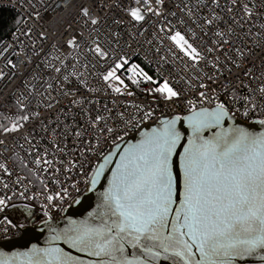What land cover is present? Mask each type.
I'll list each match as a JSON object with an SVG mask.
<instances>
[{
    "label": "snow or ice",
    "instance_id": "obj_1",
    "mask_svg": "<svg viewBox=\"0 0 264 264\" xmlns=\"http://www.w3.org/2000/svg\"><path fill=\"white\" fill-rule=\"evenodd\" d=\"M227 2L231 6L225 9L220 0H211L214 9H220L223 15L210 9L209 15L201 18L203 24L212 30L215 39L202 41L198 46L196 41L201 40V37L192 29L183 28V19L178 22L180 28L170 25L167 33L166 38L172 46L169 52H173L174 48L176 53L187 58L185 69L192 67L199 72V66L203 64L210 65L214 70L211 75L193 76L191 79L198 81L195 85L184 81L188 89L196 91L199 97V101H183L187 115L162 119L158 127L140 133L141 139L137 144L124 150L120 163L108 179L107 187L86 218L70 219L63 228L57 227L52 222L50 210H63L65 200L77 204L81 201L78 197H72L69 189L63 186L55 196L46 195L47 205H41L43 216L47 218L42 221L48 231L45 247L33 244L24 252L11 255L0 252V264H84V261L56 246L58 242L96 257V264H159L161 260H167L170 264H238L249 257L264 264V131H250L246 125L239 123L225 127L228 121H247L256 114L262 118L255 122L264 128V110L257 113L255 99L258 93L264 102V22L259 25L256 23L258 16H264V0L251 5L248 0ZM154 3L155 8L150 0H135L139 6L120 0L115 7L126 12L129 23L143 28L149 22L147 13L156 17L164 16V0H154ZM94 5L98 13L105 8L102 0H94ZM237 10L241 13L239 16ZM92 12V7L81 5L77 15L84 19L85 26L98 28L101 17ZM170 14L176 15L175 12ZM187 15L192 24L200 28L202 36L207 37L208 31L192 20L191 10ZM36 16L39 18L40 13L37 12ZM104 20L106 22L107 17ZM112 23L119 27L123 21L114 18ZM245 25H248L247 30ZM12 34L15 35V32ZM140 34L143 35V32ZM39 35L43 38L44 34ZM110 35L113 39L107 40L103 46L93 39L92 44H85V47L95 57L94 67L100 65L103 68L101 61H111L110 66L104 69L102 79L113 93L129 97L133 95L131 91L122 92L121 87L112 84L115 81L127 87L118 74L123 71L136 77L133 79L129 75L128 79L137 87L141 86V82L156 85L148 88V94L156 100L165 104L180 101L182 93L179 88L174 87L168 79L159 82L141 64L133 63L128 54L123 53V48L119 49L123 54L113 56L112 53L118 51L115 45H119L122 36L114 29L110 30ZM80 38H83L82 33ZM76 40L77 36L69 37L67 46L74 47ZM126 46L131 47L130 44ZM7 64L13 69L16 67L11 60ZM258 66L261 68L260 77L254 75ZM233 67L239 75L233 72ZM54 71L59 73L60 69L55 68ZM156 75L159 76V72ZM245 77L261 79V85L258 89H252L244 83ZM4 78V74L0 73V79ZM234 80L240 82L239 86ZM241 86L252 95L244 96V103L237 107L241 99L237 93ZM198 102H207L212 106L197 107ZM72 103L83 105L85 99L73 100ZM87 103L93 101L87 100ZM132 106L143 111L140 104ZM25 107H20L21 113ZM46 107L51 109L54 105L48 103ZM151 115V111L144 112L145 118ZM40 116V112L32 113L31 117L22 114L17 121L12 122L11 127H3L2 131L14 134L24 127L18 121L27 122L30 118ZM102 120L105 118L96 115L89 121V126L95 129ZM123 122L126 125L129 123L127 120ZM181 122L188 130L186 143H182L185 135L178 127ZM101 130L107 134L114 131L107 126L106 121ZM206 132H211V135H205ZM82 136L81 131H75L76 139ZM50 143L57 146L54 140H50ZM181 148L183 151H180ZM89 149L94 152L91 144ZM176 157L178 162L174 159ZM35 162L38 166L41 163L39 159ZM44 163L51 162L45 160ZM108 163V156H102V162L91 168L85 180L86 192L95 189ZM69 164L71 168L76 167L71 161ZM69 170L65 168V171ZM0 171L11 176L4 164H0ZM17 180L20 178L17 177ZM71 187L83 195L78 184H72ZM3 188L9 189V184L3 183ZM15 195L13 191L12 196H0V213L6 212L9 207L16 208L14 203H10ZM19 195L26 200L32 199L23 192ZM177 201L179 206L174 207ZM34 215L25 204L16 214L15 220L6 216L4 222L8 227L4 229L5 234L9 228L26 231L25 221Z\"/></svg>",
    "mask_w": 264,
    "mask_h": 264
},
{
    "label": "built area",
    "instance_id": "obj_2",
    "mask_svg": "<svg viewBox=\"0 0 264 264\" xmlns=\"http://www.w3.org/2000/svg\"><path fill=\"white\" fill-rule=\"evenodd\" d=\"M102 2L105 8L98 13L94 0H0V9H11L20 18V24L13 31L15 35L11 32L0 43V73L5 76L4 79H0V141H3L0 143V164H4L11 172V176H8L0 171V196H12L13 191L16 193L10 202L14 203L16 208L9 207L6 212L0 213V242L19 238L23 234V230L15 228H9L5 234L4 229L8 227L4 222L6 216L15 220L16 214L27 204L35 213L34 216L41 217L42 220L47 219L43 216L41 205H47L45 196H55L61 186L68 188L72 197L80 199L86 193L87 175L92 167L102 162V156H107L117 144L136 135L145 126L156 124L174 115H187L183 101L185 99L199 101V97L196 91L188 89L184 81L188 80L195 85L198 81H193L191 79L193 76L213 74L214 70L210 65H200L199 72L192 67L185 69L187 58L176 53L174 48L173 52H169L172 46L166 38L170 25H177L180 28L178 22L183 19L185 24L182 27L192 29L201 37V40L196 41L198 46L202 41L215 39L212 30L204 25L201 19L209 15L210 9H214L211 0H164V16L156 17L147 13L149 22L143 28L129 23L130 18L127 17L126 12L115 7L120 0H102ZM150 2L155 8L154 0ZM248 2L251 5L254 2L258 3V0H248ZM123 3L139 6L135 4V0H123ZM220 3L225 9L231 6L227 0H220ZM81 5L92 7L93 15L99 14L101 23L98 28L85 26L84 19L77 15ZM190 10L192 20H196L208 31L207 37H203L200 28L189 20L187 14ZM214 10L223 15L220 9ZM37 12L40 13L39 18L36 16ZM172 12L176 15L172 16L170 14ZM236 14L239 16L241 13L237 10ZM104 17H107L106 22ZM114 18L121 19L122 25L118 27L113 24ZM262 22L264 16H258L257 25ZM247 28L248 25H245V30ZM66 29L68 31H65ZM113 29L121 33L122 39L119 45H115L118 51L112 55L127 53L133 63L141 64L159 82L168 79L174 87L181 90L180 101L165 104L156 100L153 95L148 94V88L156 85L141 82V86L137 87L128 79L129 75H132L133 79L136 77L131 73L125 75L127 72L123 71L118 74L124 77L127 89L133 95L129 97L115 94L107 87L102 74L104 69L110 66L111 61L108 63L101 61L103 68L100 65L94 67L95 57L85 44L91 45L92 40L97 39L102 46L105 45L107 40L113 39L110 35V30ZM237 31L239 32L240 29ZM141 32L143 35L140 34ZM40 33L44 34L43 38ZM71 36H77V40L76 45L69 48L66 41ZM149 41L151 43H148ZM126 44H130L131 47H127ZM5 48L7 51H4ZM120 48H123V53L119 52ZM208 59L211 60L212 57ZM8 60L16 65L15 69L8 66ZM160 65L163 67L161 68ZM55 68H59L60 72L54 71ZM157 72L159 76L156 75ZM233 72L239 75L234 67ZM254 75L260 77L259 66L255 69ZM234 83L238 86L240 84L235 80ZM244 83L255 90L261 85V79L253 80L245 77ZM217 91L219 93V89ZM237 94L241 98L237 107L244 103V96L252 95L242 86L239 87ZM80 99H85L83 105L72 103L73 100ZM255 99L259 113L264 110V102L260 100L258 93ZM87 100H92L93 103L89 104ZM48 103L53 104L54 107L47 108ZM134 104H140L143 111H138L132 106ZM25 105L21 113L20 107ZM211 106L207 102L197 103V107ZM148 111H151L152 115L145 118L144 112ZM35 112H40L41 116L30 118L27 122L18 121L24 125L18 132L11 135L3 133V127H11L12 122L17 121L20 115L31 117ZM96 115L104 117L105 120L93 129L89 126V121ZM121 115L123 120L129 121L127 125L121 119ZM259 118L262 117L254 114L247 121H237L253 124ZM105 121L107 126L114 129L113 133L107 134L101 130ZM53 130H55L54 134ZM75 131L83 133L81 139L75 138ZM50 140H54L57 146L50 143ZM89 144L93 146L94 152L89 149ZM74 148L75 151L72 150ZM37 159L41 161L39 166L35 162ZM45 160L51 163L45 164ZM69 161L76 167L71 168ZM66 167L70 170L65 171ZM17 177L20 180H17ZM41 181L44 183L41 184ZM3 183H8L9 189H4ZM72 184H78L83 195L73 190ZM21 192L32 199L21 198L19 195ZM74 204L70 200H65L63 210L51 209L52 221L63 219Z\"/></svg>",
    "mask_w": 264,
    "mask_h": 264
},
{
    "label": "water",
    "instance_id": "obj_3",
    "mask_svg": "<svg viewBox=\"0 0 264 264\" xmlns=\"http://www.w3.org/2000/svg\"><path fill=\"white\" fill-rule=\"evenodd\" d=\"M127 74L128 73H125V75ZM236 123H239L241 125H246L250 131H254V132L264 131V128H262L258 123L244 124L239 121H228L226 122L225 127H228L229 124H236ZM158 126H159V122L153 125L145 126L136 135L127 138L124 141L117 144L110 151L111 155L109 154L107 155L109 159V163L105 165L104 175L100 177L95 189L92 191H87L80 198L81 202L79 204L75 203L73 208L66 214V216L63 219L56 222L53 221L52 222L55 223L57 227L63 228L70 219L82 220L86 218L88 213L95 208L96 203L100 198V194L107 187L108 179L111 178L113 170H115L116 166L120 163V158L122 155H124V150L127 149L130 145L137 144V142L141 139L140 133L142 131L147 132L151 128ZM178 127L181 128V130L184 132L185 135V139L182 141V143H186L188 130L186 126L183 124V122L179 123ZM205 135H211V132H206ZM180 151H183V149L181 148ZM174 159H176L178 162V157ZM178 206H179V202L177 201V204L174 205V207H178ZM172 215L174 216L175 213L173 212ZM47 237H48V231L46 228H44L43 223L31 227H27L26 231L23 230V234L19 238L0 242V252H3L8 255H11L14 252H24L30 249L33 244H35L37 247L42 248L45 247V241ZM56 246L62 248L65 252L69 253L70 255L77 257L79 260L84 261V264H89V262H92V264H96V260H97L96 257H92L87 255L86 253L78 252L75 249H71L67 246V244H64L63 242H58ZM159 264H170V262L167 260H161ZM238 264H261V261L249 257L246 258L244 261H239Z\"/></svg>",
    "mask_w": 264,
    "mask_h": 264
},
{
    "label": "trees",
    "instance_id": "obj_4",
    "mask_svg": "<svg viewBox=\"0 0 264 264\" xmlns=\"http://www.w3.org/2000/svg\"><path fill=\"white\" fill-rule=\"evenodd\" d=\"M20 24L18 14L11 9H0V43L13 32ZM27 215V214H26ZM42 218L33 216L30 220L25 221L27 227L38 225L42 223Z\"/></svg>",
    "mask_w": 264,
    "mask_h": 264
},
{
    "label": "rangeland",
    "instance_id": "obj_5",
    "mask_svg": "<svg viewBox=\"0 0 264 264\" xmlns=\"http://www.w3.org/2000/svg\"><path fill=\"white\" fill-rule=\"evenodd\" d=\"M121 79H123L125 81L124 77H121ZM112 84H113L114 87H121V91L122 92H127L128 91L127 87L125 88L123 86H120V85L116 84L115 81H112ZM125 84H126V82H125Z\"/></svg>",
    "mask_w": 264,
    "mask_h": 264
}]
</instances>
